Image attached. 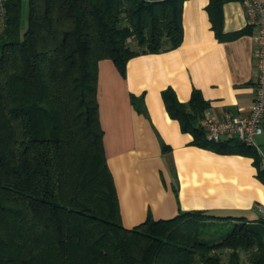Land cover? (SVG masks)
<instances>
[{
  "label": "trees",
  "instance_id": "obj_1",
  "mask_svg": "<svg viewBox=\"0 0 264 264\" xmlns=\"http://www.w3.org/2000/svg\"><path fill=\"white\" fill-rule=\"evenodd\" d=\"M225 1L207 5L220 40L246 32H223ZM183 2L29 0L21 31V0L6 1L0 33V264H264L262 218L239 217L227 231H215L213 219L222 217L203 210L167 219L148 215L130 228L121 222L99 120L98 63L110 59L124 75L134 55L178 46ZM162 98L194 144L254 156L264 181L254 147L236 138L207 140L197 123L206 106L197 90L188 103L171 88ZM142 101L131 97L136 109Z\"/></svg>",
  "mask_w": 264,
  "mask_h": 264
},
{
  "label": "crops",
  "instance_id": "obj_2",
  "mask_svg": "<svg viewBox=\"0 0 264 264\" xmlns=\"http://www.w3.org/2000/svg\"><path fill=\"white\" fill-rule=\"evenodd\" d=\"M241 1L222 5L223 32L246 30L236 38L216 36L209 0H184L178 46L134 55L124 75L112 60L99 61L97 100L104 152L125 227L148 215L167 219L184 210L264 219L258 210L264 208V181L257 175L254 156L194 144L191 132L169 115L162 98V91L171 88L178 101L188 103L197 90L206 103L198 125L205 115L248 112L257 70L254 30ZM132 95L142 96L141 109L133 106ZM257 139L264 146V133Z\"/></svg>",
  "mask_w": 264,
  "mask_h": 264
},
{
  "label": "built area",
  "instance_id": "obj_3",
  "mask_svg": "<svg viewBox=\"0 0 264 264\" xmlns=\"http://www.w3.org/2000/svg\"><path fill=\"white\" fill-rule=\"evenodd\" d=\"M6 1L0 0V33L6 23ZM241 3L247 24L254 30V55L257 70L254 98L245 114L225 112L221 118L205 115L200 119L199 124L207 140L211 142L236 138L247 146L254 147L261 156L262 166H264V150L256 141L257 136L264 133V2L242 0ZM258 210L264 212V208L260 206Z\"/></svg>",
  "mask_w": 264,
  "mask_h": 264
},
{
  "label": "rangeland",
  "instance_id": "obj_4",
  "mask_svg": "<svg viewBox=\"0 0 264 264\" xmlns=\"http://www.w3.org/2000/svg\"><path fill=\"white\" fill-rule=\"evenodd\" d=\"M28 15H29V0H21V13H20V29L21 31L25 30L28 24ZM129 44L134 45L132 41L129 42ZM257 143H259L258 139L256 138ZM260 148L264 150V146H261L259 143ZM239 217H222V219H213L215 223L216 228H214L215 231L220 230L221 227L223 226L224 230L227 231L231 228L233 225L234 221H237ZM222 225H221V224ZM220 227V228H217ZM242 257L246 259V254L242 253Z\"/></svg>",
  "mask_w": 264,
  "mask_h": 264
}]
</instances>
